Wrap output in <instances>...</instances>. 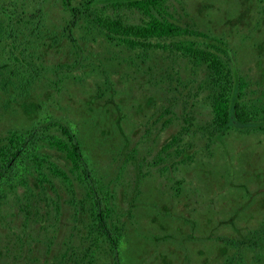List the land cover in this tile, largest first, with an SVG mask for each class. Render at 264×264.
I'll list each match as a JSON object with an SVG mask.
<instances>
[{"label":"rangeland","instance_id":"obj_1","mask_svg":"<svg viewBox=\"0 0 264 264\" xmlns=\"http://www.w3.org/2000/svg\"><path fill=\"white\" fill-rule=\"evenodd\" d=\"M47 1V24L55 37L41 47L43 62L33 57L44 80L33 86L24 108L23 100L15 104L7 98L0 76V132L48 116L81 124L84 155L96 178L114 189V220L130 221L120 264H224L234 257L235 250L216 239L242 240L264 223V135L235 127L208 142L209 104L193 81L206 76L202 69L180 57L142 61L138 53L83 29L74 31L76 42L70 44L60 28L67 14L58 0ZM169 8L182 25L224 40L233 70L255 90L254 98L260 97L264 0H172ZM54 39L61 44L52 45ZM75 60L81 68H70ZM60 63L69 69L59 71ZM8 76L20 86L18 77ZM7 92L17 97L20 90ZM7 100L11 109L4 110ZM179 133L182 140L170 157L154 165L162 146ZM189 157V164H178ZM174 163L176 169H168ZM51 215L37 216L35 223L18 215L1 225L0 256L9 252L1 262L57 264L67 248L78 247L81 226H73L67 213L57 221ZM45 222L48 232L40 229ZM107 258L97 264H112ZM238 259L236 264H264V246L243 249Z\"/></svg>","mask_w":264,"mask_h":264},{"label":"trees","instance_id":"obj_2","mask_svg":"<svg viewBox=\"0 0 264 264\" xmlns=\"http://www.w3.org/2000/svg\"><path fill=\"white\" fill-rule=\"evenodd\" d=\"M58 1L67 14L60 27L61 36L70 44L76 42L74 31L83 29L94 32L112 46L138 53L142 61L162 55L167 59L180 57L193 68L202 69L206 76L193 81L200 92L206 93L209 104L211 119L204 133L208 142L235 127L252 128L264 135V87L260 97L254 98L255 90L233 70L225 41L176 21L169 13L172 0H80L78 4L74 0ZM47 2L0 0L1 83L7 98H14L15 104L23 100L24 108L33 86L44 80L41 67L33 57L36 55V60L41 61L45 40L55 37L47 24L51 5ZM58 43L61 44L58 39L52 41V45ZM73 63V67L60 63L56 68L65 71L69 67H82L78 60ZM11 72L18 77L20 88L8 76ZM11 88L20 90L17 97L8 94ZM5 104L4 110L11 109L8 100ZM29 124L0 132V226L11 220L14 223L18 215L24 223H35L37 216L43 214H52L57 221L67 213L73 226H81L76 233L80 242L78 247L67 248L57 264H97L103 255L111 258L112 264H120V249L130 221L114 220L117 217L114 189L96 178L84 155L79 134L81 124L74 119L51 116ZM181 136L179 133L162 146L154 165L166 162ZM174 153L177 157L181 154ZM54 155L63 157L67 166H61ZM188 160L192 159L178 164H189ZM176 167L174 163L168 169ZM46 224L40 229L48 232L49 223ZM216 241L236 252L223 263L236 264L241 250L254 251L264 246V223L248 238L221 237ZM8 253L5 251L0 256V264L3 257H9Z\"/></svg>","mask_w":264,"mask_h":264}]
</instances>
